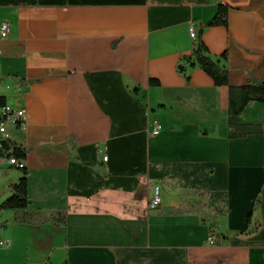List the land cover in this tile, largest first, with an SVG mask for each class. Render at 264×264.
I'll use <instances>...</instances> for the list:
<instances>
[{
	"label": "crops",
	"instance_id": "0c3cea01",
	"mask_svg": "<svg viewBox=\"0 0 264 264\" xmlns=\"http://www.w3.org/2000/svg\"><path fill=\"white\" fill-rule=\"evenodd\" d=\"M219 3L227 26L204 27ZM2 21L0 105L28 116L9 131L31 206L68 223L0 213V264H264V133L229 139L228 88L178 71L193 26L214 58L226 52L230 84L264 78V0H0ZM241 119L264 126V104ZM15 169L0 156V203Z\"/></svg>",
	"mask_w": 264,
	"mask_h": 264
},
{
	"label": "trees",
	"instance_id": "16d2710c",
	"mask_svg": "<svg viewBox=\"0 0 264 264\" xmlns=\"http://www.w3.org/2000/svg\"><path fill=\"white\" fill-rule=\"evenodd\" d=\"M231 6L226 3H219L217 12L204 27L227 26L228 12ZM203 28L198 32L194 41L193 50L184 54L178 61V71L182 73L187 82L191 81L190 68L198 66L205 71L213 80L216 86H225L229 93L228 107V134L229 139H244L251 135H260L264 133V126L260 123H246L241 117L244 110L255 102L264 104V78L249 76L244 85H232L229 81V68L222 63V58L226 57V52L222 58H214L203 37ZM25 80L22 79V82ZM150 84L159 86L160 81L150 78ZM0 100L4 103L5 97L1 96ZM5 154L1 151L0 156H15L24 160L26 157V148L17 142L9 139L1 141ZM20 177L10 185L9 194L0 203V213L12 210L14 212V221L20 224L40 225L51 223L53 225H67L68 212L66 209H58L50 213L41 208H32V201L28 191L29 171L26 166L19 168ZM259 202V201H258ZM168 214H177L179 209L170 208ZM7 223H2L6 227ZM212 228V227H211ZM222 237V235H220ZM221 238H218L220 242Z\"/></svg>",
	"mask_w": 264,
	"mask_h": 264
},
{
	"label": "built area",
	"instance_id": "2783aa9c",
	"mask_svg": "<svg viewBox=\"0 0 264 264\" xmlns=\"http://www.w3.org/2000/svg\"><path fill=\"white\" fill-rule=\"evenodd\" d=\"M11 27L8 21H2L0 23V36L2 38H7L10 35ZM190 35L192 38L196 39L198 32L196 29L192 26L190 29ZM1 53V51H0ZM19 92H22L23 87L19 86ZM10 126H16L20 129H26L28 126V116L26 113V110L21 107H16L10 104H2L0 105V152L2 151L5 154V150L3 148V144L1 143L4 139L10 138ZM162 129V125L159 120H154L153 128L151 129V134L156 135L158 134ZM8 162L10 165L15 166L17 168H21L25 166L24 160L18 159L15 156H11L8 158L6 156ZM108 157L105 155L104 160L106 161ZM162 204V196H161V188L156 187L154 189V193L151 197L149 207L151 209H156L160 207ZM218 239L215 237V235L211 234V236L208 238V244L210 245H217ZM0 244L6 245L7 242L4 240H1L0 238Z\"/></svg>",
	"mask_w": 264,
	"mask_h": 264
},
{
	"label": "rangeland",
	"instance_id": "374dc122",
	"mask_svg": "<svg viewBox=\"0 0 264 264\" xmlns=\"http://www.w3.org/2000/svg\"><path fill=\"white\" fill-rule=\"evenodd\" d=\"M5 170H8V169H5ZM16 170V172H19V170H17V169H15ZM8 211V210H7ZM7 223V222H6Z\"/></svg>",
	"mask_w": 264,
	"mask_h": 264
}]
</instances>
